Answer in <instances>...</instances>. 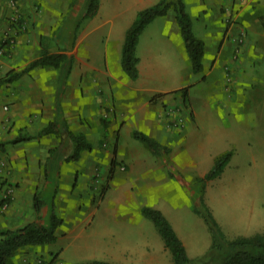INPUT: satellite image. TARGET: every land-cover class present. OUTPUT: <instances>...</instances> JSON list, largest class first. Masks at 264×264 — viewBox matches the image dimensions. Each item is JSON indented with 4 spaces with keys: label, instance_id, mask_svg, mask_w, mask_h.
Instances as JSON below:
<instances>
[{
    "label": "crops",
    "instance_id": "1",
    "mask_svg": "<svg viewBox=\"0 0 264 264\" xmlns=\"http://www.w3.org/2000/svg\"><path fill=\"white\" fill-rule=\"evenodd\" d=\"M20 1L29 21L27 28L12 23L14 8L9 0H0V44L4 40L14 41L12 52L0 55V79L10 72L23 71L44 51L64 53L66 59L60 67L37 66L13 81L0 83V160L9 161L8 181L15 188L7 214H0V228L15 229L30 221H39L34 197L41 192L46 201L42 213L44 220L52 204L57 210L58 207H76L78 223L70 233L76 229L88 233L86 224L92 219L89 229L94 246H98L102 232L108 230V261L116 264H172L167 263L169 250L158 229L141 213L145 205L164 213L190 257V248L192 252H199L192 248L189 237L181 232L182 227L173 213L180 209L182 202V180L177 172L204 176L212 168L216 156L230 149L231 132L228 128L231 122L205 119L208 103L192 104L195 119L184 114L182 120L173 125L166 121L164 108L167 105V110L170 109L180 99L173 91L190 86L189 95L193 99L194 88L199 85L203 89L200 85L202 78L192 70L175 11L156 17L140 34L136 51L139 76L132 79L122 67L126 31L139 10L160 0H100L97 13L79 28L78 19L84 14L82 3L71 4L72 0H69V8L74 9H69L64 22L54 24L48 18L59 13L60 9L54 8L61 6L60 0H19V4ZM215 1L220 2L221 9L222 2L228 0H211L210 4L215 6ZM37 6L41 8L38 11ZM216 8L215 18L222 23V12ZM244 10L245 6L239 15ZM228 30L227 26H220V35L217 31H209L208 35L213 37H208L218 43L217 57L226 45L229 50L233 47L230 40L226 41ZM197 36L206 44L204 37ZM158 94L163 95L153 99ZM4 105L9 109L5 111ZM51 122L55 123V131L41 134ZM125 127L132 137L133 130L144 131L168 150L154 154L148 148L141 150L140 144L134 140L125 144L122 140ZM69 130L88 136L87 140L92 144L91 149L83 150L78 159L71 161L66 160L74 152L73 142L68 139ZM101 133L108 134L112 141L111 157L107 156L110 155L107 151H100L91 138L96 136V141L100 140ZM16 139L20 141L13 142ZM221 145L228 147L219 148ZM236 152L220 177L232 167ZM114 157L120 163L117 161L119 164L112 166ZM106 158L110 160V169L114 167L113 171H116L109 190L118 216L114 225L95 221L94 216L103 204L88 202L86 185L77 187L78 175L82 173L83 181H88L93 163ZM252 158L255 162L256 157L253 155ZM120 164L126 165V177L118 170ZM255 168L246 170L253 176V184H249L250 179L241 177L245 173L242 170L236 172L232 182L235 192L243 190L245 199L239 204L246 210L260 206L261 193L256 191L260 189L261 179ZM214 180L206 188L208 201V187ZM186 196L184 192L187 200ZM248 219L246 226L260 224L250 222L253 220L250 217ZM257 233L264 234V227L252 234L238 233L228 237ZM60 238L59 233L57 241ZM62 248L47 244L27 248L17 264H32L38 252L45 251L49 254L59 252L55 261L58 264L59 258L63 262L68 257L67 248ZM13 263L12 257L9 264Z\"/></svg>",
    "mask_w": 264,
    "mask_h": 264
},
{
    "label": "rangeland",
    "instance_id": "2",
    "mask_svg": "<svg viewBox=\"0 0 264 264\" xmlns=\"http://www.w3.org/2000/svg\"><path fill=\"white\" fill-rule=\"evenodd\" d=\"M9 1L12 8H14V22L12 23L15 26H26L27 28L29 21L24 15L25 10L22 7V2L20 1L21 4H19V0ZM76 1L79 5L81 3L84 4V8L81 11L83 12L84 9L85 12L87 0ZM60 2L61 6H55L54 10L59 8L61 12L59 11L57 15L54 13L48 18L54 24L60 23L62 20L64 22L70 12L69 9L73 8H69V0H60ZM184 2L186 10L192 18L193 30L197 35L204 37L206 41L203 59L205 68L198 75V78H202L200 85L203 89L197 85L193 91L196 97L193 96V99L190 95H188L187 100L180 97L179 102L168 110L166 105V108H164L166 121L173 125L178 123V120H182L184 114L195 119L196 115L192 104L208 103V109L205 111L207 118L205 119L231 122L228 128L229 132H231L229 148L237 151L236 156L233 159L232 167L228 168V173L223 175V177L217 178L209 185V201L206 197L205 199L227 236H234L238 233L252 234L264 227V0H228L227 2H222L221 9L219 6L220 2L217 1H215V6L210 4L211 0H205L204 3L203 0H184ZM243 6H245V10L242 15H239V11ZM216 7L222 12V23L215 18ZM40 9V6H37V11ZM13 24L10 26H14ZM220 26L229 28L226 41L229 42L230 40L233 43V47L229 50L226 45L224 51L217 57L218 43L216 39L211 40L208 37H213V35L208 34L209 31H217L220 35ZM4 41L6 44L3 45ZM4 41L0 44L4 49L3 56L8 55L9 51L12 52L11 45L14 44V41ZM216 58L217 61L215 63ZM10 73L5 75L4 78L10 76ZM8 109V105H4V110ZM107 128L105 127L104 129ZM207 129L211 130L210 127H207ZM95 133L98 136L96 130ZM96 136L95 138L91 136L96 142L95 145L99 147L100 151H107L110 154L107 156L111 157L113 145L109 135L101 133L99 135L101 136L100 140H97L99 141L98 144ZM122 140L125 144H130L133 140L138 142L141 150L147 148L143 142L133 138L126 127L123 129ZM222 145L219 148L228 147ZM253 155L256 157L255 162H253ZM5 162L4 166L0 165V214H7L9 206L3 208L2 203L6 199L9 202L14 199L15 189L13 183L8 181L9 161L5 160ZM253 166H256L257 175L260 174L258 178L261 179L260 189L256 191V193H261L260 206L259 208L246 210L239 204L240 201L245 199L243 190L235 192L236 188L232 182L236 178V172L242 170L245 173L241 177L250 179L249 184H253L255 181H253V176L246 171ZM110 167L109 158L102 162H94L91 173L88 176L89 180L84 182L82 179L83 174L81 173V175H78L77 181V187H85V185L88 187L89 192L86 196L88 202L94 205L99 204V202L103 204L100 210L96 212L94 218L95 221L101 220L106 225H114L118 218L117 213H115L116 209L113 208L109 196L110 182L115 175L114 172H116L111 171ZM118 170L124 176L128 171L124 164H120ZM177 174L182 180L180 181L182 202L180 209L175 207L177 210L173 213L182 227L180 229L181 232L189 237L192 248H197L199 251L192 252L190 248L191 257H201L209 249L212 243V235L206 221L192 209L198 202L199 186L193 182L199 175H186L181 172H177ZM70 177L73 179V174ZM7 183L9 185H6ZM184 192L187 193V200L184 197ZM58 212L65 220L67 219V222L65 221L60 228L61 230L59 229L61 238L58 241L56 240V243L47 244V246L56 247L57 249L67 248L68 257L63 262L59 258L58 264H72V261L91 259H110L108 254L110 234L108 230L102 232L98 246H94L92 231L89 229L92 226V219L86 224L88 233L86 231L82 233L79 229L70 233L78 223L76 207H58ZM254 212L257 213L253 214ZM249 217L251 219L254 218L250 222L258 221L260 224L258 226H246ZM33 218H35L34 213ZM147 220L152 226H155L150 219ZM103 229L105 228L103 227ZM36 247H23L22 249L24 250L21 249L14 255L13 264H17L27 248L35 249ZM168 252L167 263L172 262L173 264L172 254L170 250ZM42 253L38 252L36 261L32 262V264H56L55 261L56 258L58 259L59 252L51 251L52 254H49L45 251Z\"/></svg>",
    "mask_w": 264,
    "mask_h": 264
},
{
    "label": "trees",
    "instance_id": "3",
    "mask_svg": "<svg viewBox=\"0 0 264 264\" xmlns=\"http://www.w3.org/2000/svg\"><path fill=\"white\" fill-rule=\"evenodd\" d=\"M75 2L76 0H72L71 4H75ZM99 4L100 0H87L85 12L78 19L77 28L97 13ZM170 10L175 11L176 20L184 38L193 72L202 73L204 71L205 42L194 33L192 18L186 10L184 0H160L154 5L139 10L134 22L126 31L122 48V67L130 78L137 79L139 76V57L136 51L140 34L152 20L158 16L168 14ZM65 59L66 55L64 53L44 51L39 58L32 61L23 71L10 73L7 78H1L0 83L13 81L21 74L37 66L60 67ZM189 88L190 86L182 87L172 93L187 100ZM162 95L158 94L153 99ZM53 131H55V123L51 122L42 130L41 134H48ZM132 134L135 139L143 142L154 154L168 150L165 145L144 131L135 129ZM68 139L73 142L74 152L66 158L67 161L78 159L83 150L91 149L92 147L91 142L83 134H76L69 130ZM18 141L20 139H16L13 142ZM233 154L234 150L228 149L217 155L212 168L204 176H197L196 180H194L195 182H193L199 186L198 202L194 205L193 210L206 221L212 235V243L203 256L192 258L188 255L182 239L160 209L147 205L142 206L141 213L144 217L150 219L158 229L166 247L172 254L173 264H264V234L257 233L252 236L229 238L205 199L208 183L223 174ZM116 164L117 160L114 157L112 166ZM113 169L114 167L111 168V171ZM170 175L174 176L172 173ZM45 204L46 201L43 194L41 192L36 193L34 208L39 214V221L28 222L15 229L0 228V264H9L12 257L23 247L40 246L56 242L59 236V229L64 224L65 219L59 214L55 204H52L44 220L42 213ZM72 264L116 263L104 259H91L77 261Z\"/></svg>",
    "mask_w": 264,
    "mask_h": 264
},
{
    "label": "built area",
    "instance_id": "4",
    "mask_svg": "<svg viewBox=\"0 0 264 264\" xmlns=\"http://www.w3.org/2000/svg\"><path fill=\"white\" fill-rule=\"evenodd\" d=\"M14 22V20H13ZM23 27V26H22ZM3 51L4 49L2 48V46H0V55L3 54ZM171 112V111H170ZM6 164L5 160H0V165L1 166H4ZM9 205V201L8 200H5L3 203H2V207L5 208Z\"/></svg>",
    "mask_w": 264,
    "mask_h": 264
}]
</instances>
